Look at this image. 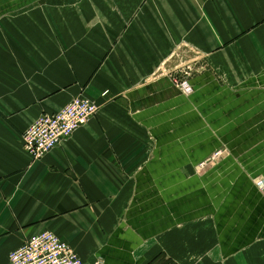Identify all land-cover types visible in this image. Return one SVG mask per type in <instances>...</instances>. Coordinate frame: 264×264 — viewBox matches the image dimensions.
Wrapping results in <instances>:
<instances>
[{
    "label": "crops",
    "instance_id": "crops-1",
    "mask_svg": "<svg viewBox=\"0 0 264 264\" xmlns=\"http://www.w3.org/2000/svg\"><path fill=\"white\" fill-rule=\"evenodd\" d=\"M80 97L33 162L25 130ZM258 183L264 0H0V264L43 232L81 264H264Z\"/></svg>",
    "mask_w": 264,
    "mask_h": 264
},
{
    "label": "built area",
    "instance_id": "built-area-1",
    "mask_svg": "<svg viewBox=\"0 0 264 264\" xmlns=\"http://www.w3.org/2000/svg\"><path fill=\"white\" fill-rule=\"evenodd\" d=\"M181 73L183 79L190 76L186 70ZM172 81L185 95L192 93L188 82L178 78ZM97 110L96 105L80 97L73 99L56 114L40 115L22 135L24 152L33 162L40 161L62 141L69 139L77 129L83 127L96 115ZM257 188L264 197V184L258 183ZM8 264H81V261L68 244L53 233L43 232L11 252Z\"/></svg>",
    "mask_w": 264,
    "mask_h": 264
},
{
    "label": "rangeland",
    "instance_id": "rangeland-1",
    "mask_svg": "<svg viewBox=\"0 0 264 264\" xmlns=\"http://www.w3.org/2000/svg\"><path fill=\"white\" fill-rule=\"evenodd\" d=\"M204 166V165H203Z\"/></svg>",
    "mask_w": 264,
    "mask_h": 264
}]
</instances>
